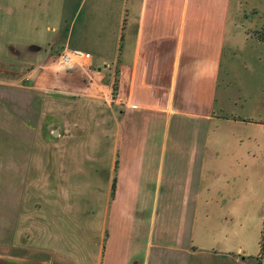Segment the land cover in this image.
I'll return each instance as SVG.
<instances>
[{"label":"crops","instance_id":"0c3cea01","mask_svg":"<svg viewBox=\"0 0 264 264\" xmlns=\"http://www.w3.org/2000/svg\"><path fill=\"white\" fill-rule=\"evenodd\" d=\"M77 1L0 0V54L10 61L19 56L21 74L33 78L38 90L53 85L58 76L73 75L59 84L73 94L85 91L84 104L100 108L102 115L99 133L87 127L83 134L91 148L85 159L92 162L78 169L69 161L67 178H51L54 190L47 210L29 193L43 181L36 177L39 165L25 164L24 190L7 198L9 204L18 202L20 210L7 207L0 264L235 261L225 236L199 243L193 233L200 230L197 203L209 155L214 170L221 156L218 140V148L209 150L214 123L231 122L222 115L229 96L221 104L218 100L236 0H109L112 4L102 8L92 0L82 38L91 47V58L65 69L51 51L60 49L62 55L81 45L73 44L72 36L88 0ZM232 151L235 167L243 161L236 148ZM73 170H83L85 178ZM77 183L89 189L77 196L71 190ZM218 214L226 223L236 215Z\"/></svg>","mask_w":264,"mask_h":264},{"label":"rangeland","instance_id":"374dc122","mask_svg":"<svg viewBox=\"0 0 264 264\" xmlns=\"http://www.w3.org/2000/svg\"><path fill=\"white\" fill-rule=\"evenodd\" d=\"M91 1L88 0L79 13L72 36L73 44L81 42L78 50L82 52L91 50L82 40ZM107 2L112 4L109 0H98L101 8L103 5L107 7ZM235 8L222 61L218 100L221 104L225 95L229 96L228 110L221 114L229 117L231 122L214 123L209 150L216 147L214 141L218 140L220 148H216L221 156L216 159L214 170L210 166L212 156L209 155L197 203V228L200 230L193 234L199 243H212L214 238L225 236L222 239L230 244L229 252L234 254L235 261L225 259L219 264H264V240L263 246L261 244L264 230V0H236ZM69 49L74 50L73 45ZM60 51H51L55 62L59 60ZM18 58L10 61L0 54V230H4L7 207L12 205V209L20 210L18 202L9 204L7 198L9 195L12 199L15 195L19 197L20 189L24 190L20 180L26 179L25 164L32 161L39 165L36 177L43 181L40 186L30 188L29 193L38 197L43 209L47 210L54 190L51 178L57 175L67 178L69 161L79 164L78 169H83L84 162L87 168L92 162L85 159L90 156L91 148L83 134H87V127L91 132L99 133L102 118L100 108H93L88 103L89 107L82 101L88 98L85 91L73 94V90L59 84L72 79L73 75L69 78L68 74L67 78L58 76L60 81L54 77L53 85H48L44 91L38 90L33 78L21 74ZM112 68L109 67L110 70ZM233 148L239 151L238 160L243 161L235 167L230 162L233 156L231 158L229 153ZM68 152L70 159H67ZM34 154H39L38 158L33 159ZM33 172L30 169L28 174ZM73 173L85 178L83 170H73ZM9 183L13 185L9 187ZM88 189L87 185L77 183L71 190L78 196ZM73 191H66V194H74ZM24 194H28V190L21 195ZM25 197L24 211L28 196ZM188 206L191 207L190 202ZM159 209L163 213L164 202L159 203ZM228 212L236 215L226 223L218 213L226 215ZM203 226L216 230L214 233L218 236L205 232ZM88 237L89 243L94 245L95 240ZM207 252L211 253L209 250L204 253ZM212 259L217 261L214 257Z\"/></svg>","mask_w":264,"mask_h":264},{"label":"built area","instance_id":"2783aa9c","mask_svg":"<svg viewBox=\"0 0 264 264\" xmlns=\"http://www.w3.org/2000/svg\"><path fill=\"white\" fill-rule=\"evenodd\" d=\"M91 54L79 50H67L60 56V65L65 69H71L75 63L90 59Z\"/></svg>","mask_w":264,"mask_h":264},{"label":"trees","instance_id":"16d2710c","mask_svg":"<svg viewBox=\"0 0 264 264\" xmlns=\"http://www.w3.org/2000/svg\"><path fill=\"white\" fill-rule=\"evenodd\" d=\"M116 189V184L113 185V190H112V194L114 195ZM263 240H264V230L262 231V240H261V244L263 246ZM263 251V250H262Z\"/></svg>","mask_w":264,"mask_h":264}]
</instances>
